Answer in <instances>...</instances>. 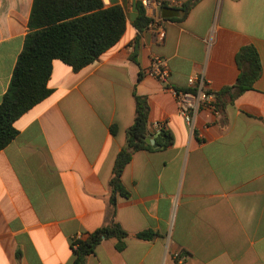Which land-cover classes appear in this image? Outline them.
<instances>
[{"label":"crops","instance_id":"crops-1","mask_svg":"<svg viewBox=\"0 0 264 264\" xmlns=\"http://www.w3.org/2000/svg\"><path fill=\"white\" fill-rule=\"evenodd\" d=\"M100 1L124 10V35L79 72L53 61L51 95L15 122L0 152V264H74V240L111 223L128 234L122 249L104 239L85 264H264V0H197L187 12L193 0H173L162 42L135 27L142 0ZM33 2L0 0V103ZM246 46L261 76L223 94ZM156 57L166 84L146 75ZM194 75L222 95L219 113L200 109L191 128L172 90H191ZM137 98L147 101L151 138L160 124L173 144L133 155L122 175L129 196L113 208L109 182ZM146 232L153 238L137 237Z\"/></svg>","mask_w":264,"mask_h":264},{"label":"trees","instance_id":"trees-1","mask_svg":"<svg viewBox=\"0 0 264 264\" xmlns=\"http://www.w3.org/2000/svg\"><path fill=\"white\" fill-rule=\"evenodd\" d=\"M197 0L184 5L187 12ZM139 16L135 27L147 29L149 20L143 6L138 7ZM127 19L120 6L105 8L100 0H34L28 23V34L22 52L18 56L9 88L0 103V152L17 136L15 122L33 107L47 99L52 90L53 61L60 60L74 72L97 61L107 50L115 46L126 31ZM241 70L238 82L224 93L236 91V95L251 90L261 76V63L253 47H243L237 55ZM220 101V95L216 94ZM149 107L146 99L137 98L133 125L126 134V144L118 154L112 178L109 182L110 204L115 208L117 197L129 196L122 183V175L133 155L141 150H153L146 143L153 136L149 131ZM157 149H166L173 144L170 134L159 132ZM128 236L117 224L111 223L73 242L74 264H85L88 255L94 253L104 239H116L122 249V240ZM154 234H138L143 240Z\"/></svg>","mask_w":264,"mask_h":264},{"label":"built area","instance_id":"built-area-1","mask_svg":"<svg viewBox=\"0 0 264 264\" xmlns=\"http://www.w3.org/2000/svg\"><path fill=\"white\" fill-rule=\"evenodd\" d=\"M177 5L173 0H142V6L146 18L149 20L147 30L154 33L160 42L164 41L166 36L165 22L162 15L163 7L167 4ZM146 75L162 82L167 83L169 70L166 62L158 57L154 58L152 65ZM188 85L191 90L176 91L172 90L176 99L178 115L193 128L195 117L200 109H208L218 114L217 95L210 90L209 83L204 75H194L189 77ZM158 132L163 131L160 124L155 125ZM178 253L175 259H178Z\"/></svg>","mask_w":264,"mask_h":264},{"label":"water","instance_id":"water-1","mask_svg":"<svg viewBox=\"0 0 264 264\" xmlns=\"http://www.w3.org/2000/svg\"><path fill=\"white\" fill-rule=\"evenodd\" d=\"M170 12H172L170 9H164L162 15H163L165 18H167V17H169V13H170ZM146 143H148V144H150V145H152V146L155 145V141H154V139L151 138V137H148V138L146 139Z\"/></svg>","mask_w":264,"mask_h":264}]
</instances>
